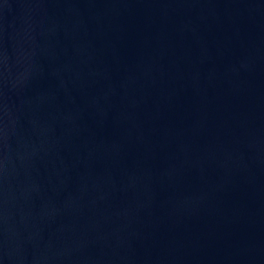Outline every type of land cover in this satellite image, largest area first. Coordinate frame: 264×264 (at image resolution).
I'll return each instance as SVG.
<instances>
[{"label": "water", "instance_id": "95a60500", "mask_svg": "<svg viewBox=\"0 0 264 264\" xmlns=\"http://www.w3.org/2000/svg\"><path fill=\"white\" fill-rule=\"evenodd\" d=\"M0 264H264V0H0Z\"/></svg>", "mask_w": 264, "mask_h": 264}]
</instances>
